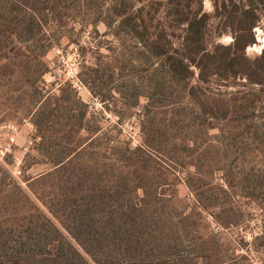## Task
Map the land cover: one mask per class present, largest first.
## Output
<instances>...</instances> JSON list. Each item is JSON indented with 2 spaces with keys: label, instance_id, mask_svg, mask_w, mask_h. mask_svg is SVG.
Here are the masks:
<instances>
[{
  "label": "trees",
  "instance_id": "obj_1",
  "mask_svg": "<svg viewBox=\"0 0 264 264\" xmlns=\"http://www.w3.org/2000/svg\"><path fill=\"white\" fill-rule=\"evenodd\" d=\"M249 1L244 9L221 1L235 39L224 47L206 39L203 0H0V51L15 43L23 68H31V55L40 67L34 79L23 76L36 98V151L48 166L26 180L30 194L0 173V264L224 263L213 258V238L198 237L196 225L213 200L204 174L227 170L230 126L233 141L249 137L246 146L264 135L257 110L264 50L248 59L239 46L252 34L255 11L264 14V0ZM68 21L103 23L114 40L88 88L101 103L116 70L146 73L140 85L113 89L130 108L146 101L138 110L139 145L103 132L70 84L56 93L41 87L43 58ZM237 77L261 89L209 87L212 78ZM181 182L192 200L179 207Z\"/></svg>",
  "mask_w": 264,
  "mask_h": 264
},
{
  "label": "rangeland",
  "instance_id": "obj_2",
  "mask_svg": "<svg viewBox=\"0 0 264 264\" xmlns=\"http://www.w3.org/2000/svg\"><path fill=\"white\" fill-rule=\"evenodd\" d=\"M221 1L203 0L202 2L203 12L209 15V36L206 39L210 43L211 39L215 38V44L231 47L235 44V39L230 33L232 21L228 18L230 12L226 8H219ZM235 1L239 2L243 9L250 3L249 0ZM255 13L257 20L251 36L246 35L239 44L241 48L244 47L242 53L248 59L259 56L264 50V14L259 10ZM234 26L237 28L236 24ZM221 31L223 33L218 36V32ZM176 33L179 34L178 31ZM113 41L103 23L68 21L62 27L60 41L43 58L45 68L42 69L45 73L42 76L41 87L56 93L55 91L65 83L71 85L68 79L77 67L83 87L81 90L72 89L87 104L88 111L94 115L95 121L100 123L103 132L107 131L109 137L117 135L120 140L129 141L134 147L141 142L138 110L146 101L141 97L139 108H130L113 89L122 91L127 90L129 85H140L143 81L142 76L146 73L120 76L116 70L113 80L107 86V90L112 91L107 93L104 90L107 100L104 104L99 100L101 96L92 95L88 90L89 85L93 87L90 79H95L96 74H101L105 66L106 60L101 56L111 55L107 49L116 46ZM74 53L76 56H73ZM15 54V43L0 51V126L11 123L20 130L13 153L6 158L5 164L0 166V173L9 176L13 183L30 194L27 185L29 181L26 180L36 178L45 172L48 166L41 162L36 151L40 143L32 113L36 98L32 94V88L24 84L23 75L26 74L32 80L39 74L40 67L36 61L33 62L34 55H31L29 59L31 68H23L20 65L21 60L15 58ZM110 62L109 64L114 67H119V63ZM26 70L30 71L24 72ZM96 85L98 86L97 82ZM209 87L228 93L261 89L256 85H248L243 77L221 81L212 78ZM261 95L262 102L257 110L259 115H264V91ZM103 107H107L113 113ZM130 110L131 115L130 112L128 113ZM259 119L264 123V116ZM25 121L33 124L34 130L29 129ZM262 132L264 133V128ZM229 134L227 145L229 150L224 159L227 170L224 172L214 170L210 175L211 178L204 174L207 182H210L208 193L213 200H208L211 206L202 210V218L196 225L197 236L210 235L213 238V258L222 260L223 264H264V135L259 137L257 144L250 147V144L245 145L249 140L247 135L244 134L237 141H233L235 134L231 126ZM29 141H32L31 145ZM14 171L20 173H16V176L13 174ZM6 189L10 190L11 185L7 184ZM175 191L179 207L192 200L183 182L177 185ZM192 218L198 219L196 213H192Z\"/></svg>",
  "mask_w": 264,
  "mask_h": 264
},
{
  "label": "built area",
  "instance_id": "obj_3",
  "mask_svg": "<svg viewBox=\"0 0 264 264\" xmlns=\"http://www.w3.org/2000/svg\"><path fill=\"white\" fill-rule=\"evenodd\" d=\"M73 56H76V54L74 53ZM78 76H79V71L77 70L76 67L74 68V71L70 76V79H68L69 82L71 83L72 88H74L75 90H81V88L83 87ZM94 100L97 103L99 102L97 99ZM25 124L29 129L34 130L33 124H31L28 121H25ZM19 134H20V130L18 129V127L11 123H7L3 126H0V166L4 165L6 162V158L13 153V149L17 144V139L19 137ZM28 143L31 145L32 141H29ZM16 173L19 174L20 172L18 171L13 172L14 175H16Z\"/></svg>",
  "mask_w": 264,
  "mask_h": 264
}]
</instances>
